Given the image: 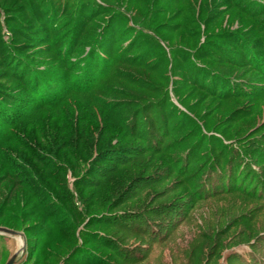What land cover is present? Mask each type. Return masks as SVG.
<instances>
[{"label": "rangeland", "instance_id": "1", "mask_svg": "<svg viewBox=\"0 0 264 264\" xmlns=\"http://www.w3.org/2000/svg\"><path fill=\"white\" fill-rule=\"evenodd\" d=\"M0 39V264H264V0H0Z\"/></svg>", "mask_w": 264, "mask_h": 264}, {"label": "trees", "instance_id": "2", "mask_svg": "<svg viewBox=\"0 0 264 264\" xmlns=\"http://www.w3.org/2000/svg\"><path fill=\"white\" fill-rule=\"evenodd\" d=\"M45 12H46V11H45ZM0 44H1V39H0ZM7 59H9V61H10V68H11V70H12V68H13V70L16 72V73H15L16 76H19V79L23 80V79H25V78H24V76H22V74L27 75L28 77H26V78H27V81H26V82H28V85L31 84L32 81H33L34 79L30 80V77H31L32 75H31V76L28 75L29 73H27V71H26L27 68H25V67L23 66V64H21L20 61H18L16 58L11 57V55H10V56H9L8 54L0 55V63H5V61H6ZM16 65H17V66H16ZM1 68H2V67H1ZM14 68H15V69H14ZM32 78H33V76H32ZM29 81H30V83H29ZM32 84H33V83H32ZM35 84H36V82H35ZM37 84H40V83H37ZM79 84H82V82H80ZM25 87H26V89H28L27 86H25ZM70 89H72V87H70ZM73 89L83 90L82 88L80 89V88H78V87H74ZM3 92H4V93H3ZM5 92H6V94H8V95H6ZM31 92H32V93H35V91H34V92L31 91ZM3 96H5V97H9V98H13L14 100H15L16 98H19L18 95L14 94L13 92L4 91V90H1V89H0V102H1V104L8 103V102L6 101L7 98H5V97H3ZM4 105H5V104H4ZM3 111H6V107H5V109H4V108H3V109H0V120H6V118H9V116H8L9 114H4ZM5 115H6V116H5ZM226 177H227V178H226ZM222 178H224V177L222 176ZM225 178H226V179L231 178V175H230L229 172L226 174ZM227 183H229V180L226 181V185H227ZM220 187H223V185H222V184L219 185L218 188H220ZM117 217H118V216H117ZM117 217H115V218H117ZM134 217L139 218L140 216L137 215V216H134ZM114 243H115V242H114ZM117 243H118V242H117ZM117 243H115V244H117ZM114 246H115V247H112V248H114V250H116V251H115L116 253H120V251L123 252V253L121 252V254H123L121 258H122L123 260H126V259L129 258V255L126 254L125 251L121 249L122 243H119V245L117 244V245H114ZM104 259H105V257H104ZM134 260H135V258H134ZM112 263H113V262H112ZM112 263H110V264H112ZM113 264H114V263H113ZM115 264H116V263H115ZM255 264H256V263H255Z\"/></svg>", "mask_w": 264, "mask_h": 264}, {"label": "water", "instance_id": "3", "mask_svg": "<svg viewBox=\"0 0 264 264\" xmlns=\"http://www.w3.org/2000/svg\"><path fill=\"white\" fill-rule=\"evenodd\" d=\"M0 231L4 232V233H9V234L18 233L17 231H14V230L8 229V228H3V227H0ZM16 257H17V253H15L11 257H9V259L4 264H13L16 260Z\"/></svg>", "mask_w": 264, "mask_h": 264}]
</instances>
